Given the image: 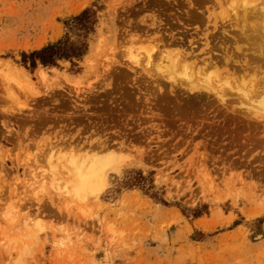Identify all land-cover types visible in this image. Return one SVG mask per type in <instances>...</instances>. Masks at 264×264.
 <instances>
[{
    "label": "rangeland",
    "instance_id": "obj_1",
    "mask_svg": "<svg viewBox=\"0 0 264 264\" xmlns=\"http://www.w3.org/2000/svg\"><path fill=\"white\" fill-rule=\"evenodd\" d=\"M87 7L82 58L24 61ZM260 23L264 0H0V264H264Z\"/></svg>",
    "mask_w": 264,
    "mask_h": 264
},
{
    "label": "trees",
    "instance_id": "obj_2",
    "mask_svg": "<svg viewBox=\"0 0 264 264\" xmlns=\"http://www.w3.org/2000/svg\"><path fill=\"white\" fill-rule=\"evenodd\" d=\"M70 31L77 35L76 40H72L69 36L50 43L40 49L34 50L29 54L23 52L25 62H29L30 66L35 68L38 63L44 66H56L58 60L74 58H82L88 51V36L94 31L96 23L95 11L87 7L80 14L73 16L68 22H65Z\"/></svg>",
    "mask_w": 264,
    "mask_h": 264
},
{
    "label": "bare ground",
    "instance_id": "obj_3",
    "mask_svg": "<svg viewBox=\"0 0 264 264\" xmlns=\"http://www.w3.org/2000/svg\"><path fill=\"white\" fill-rule=\"evenodd\" d=\"M246 11H247V9H246ZM251 10H248V12H250ZM247 13V12H246ZM246 13L244 12V14H243V18H244V16L246 17ZM248 14V13H247ZM244 21V20H243ZM247 24V23H246ZM245 24V25H246ZM264 24V23H263ZM263 24H261L260 23V25H263ZM244 25V24H243ZM248 25V24H247ZM256 25V24H255ZM258 26V25H257ZM244 27V26H243ZM254 27L255 26H253V27H251V28H253L254 29ZM258 27H260V26H258ZM264 27V26H263ZM246 28V27H245ZM243 29V31L245 32V30H244V28H242ZM252 29V30H253ZM263 28H261V30H262ZM255 30V29H254ZM258 31V30H257ZM262 31H264V30H262ZM243 32V33H244ZM252 32V31H251ZM250 32V33H251ZM245 34V33H244ZM252 34V33H251ZM255 34V33H254ZM256 34H258L259 35V33H256ZM261 35H264V34H262L261 33ZM260 35V36H261ZM246 36H247V34H246ZM263 37V36H262ZM261 38V37H260ZM264 41V40H263ZM262 43V42H261ZM248 47V46H247ZM245 50V49H244ZM249 50V49H248ZM252 50V49H251ZM257 50V49H256ZM259 50V49H258ZM257 50V51H258ZM254 52H255V48H254V50H253ZM252 51V52H253ZM256 51V52H257ZM259 53H260V50H259ZM264 53V52H263ZM151 54V53H150ZM148 55V58L150 59L151 58V56L152 55ZM245 54V53H244ZM257 55V54H256ZM262 55H264V54H262ZM258 57V56H257ZM256 57V58H257ZM180 57L179 56H173V57H168V62H169V64H170V66L172 65V66H176V62H177V60L178 61H180V63H181V60L182 59H180ZM259 59V58H258ZM260 59H262V58H260ZM210 60V59H209ZM184 61V60H183ZM205 61V60H204ZM203 61V62H204ZM264 61V60H263ZM249 62H251V61H249ZM252 62H255V61H252ZM206 63V61L204 62V64ZM262 63V62H261ZM207 64H209V62H207ZM206 64V65H207ZM212 64V63H211ZM216 64V63H215ZM214 63H213V66H215L216 67V65H215ZM248 64H250V63H248ZM257 65H259V62H258V64H256V67H257ZM169 66V67H170ZM208 66V65H207ZM248 66V65H247ZM251 66V65H250ZM253 66V65H252ZM209 67V66H208ZM262 67V66H261ZM264 67V66H263ZM199 68V67H198ZM248 68V67H247ZM251 67H249V69H250ZM259 68H260V65H259ZM253 69V68H252ZM255 69V68H254ZM211 72H213V73H211L212 75H216V74H218V69H217V67L215 68V70H212ZM253 73V72H252ZM254 73H256V72H254ZM253 73V74H254ZM199 74V73H198ZM210 74V75H211ZM244 74V73H243ZM249 74H250V72H249ZM253 74L251 75L252 77H253ZM260 74V73H259ZM200 75V74H199ZM203 75V74H202ZM211 75V76H212ZM193 76V75H192ZM211 76H209V78L211 77ZM254 76H256V75H254ZM258 76V75H257ZM262 77L263 78H261L260 77V81H262L261 83H262V85L263 86H259V84H251L250 86H251V88H253V89H256V90H259V94L258 95H260L262 98H261V100L260 101H258V102H256V103H259L258 105L261 107V108H258V109H263L262 111H264V76L262 75ZM195 78V77H194ZM193 77H192V79H194ZM208 78V77H207ZM209 78H208V80H205L206 82H207V84L208 85H210L211 84V82H210V80H209ZM229 78H230V76H225L224 77V79L223 78H221V80H220V82L218 83L219 84V86L221 85L220 83H221V81H222V84H223V82L224 83H229ZM257 78V77H256ZM212 79V78H211ZM237 79V78H236ZM243 79V78H242ZM199 80V79H198ZM253 80V79H252ZM193 81V80H192ZM235 81V80H234ZM245 82L247 81V80H244ZM259 81V80H258ZM257 81V82H258ZM233 82V81H232ZM223 85H225V84H223ZM198 85H196V87H197ZM206 86V85H205ZM227 86H229V85H227ZM233 86H235V85H233ZM245 83L244 84H240V85H238V88L236 87V89L239 91V92H242L241 94H244L246 97H247V94H248V90L247 89H245ZM206 87H208V86H206ZM234 87V88H235ZM195 87H193L192 89H194ZM218 88V87H217ZM252 89V90H253ZM251 90V91H252ZM254 91V90H253ZM249 95V94H248ZM255 107V106H254ZM94 160V159H93ZM91 161V163H90V161H86V163L87 162H89V163H84V161L85 160H83L80 164H79V162L77 163V161L76 162H74L75 164H76V167L81 171L80 172V180H79V184L77 185V188H76V194H78V193H80L81 191H83V189H85L87 186H90L91 184H94V182H101V181H103V179H104V176H105V173L107 172V169L110 167V165H111V163H112V161H111V163H110V161L109 160H107V161H105V160H96V161ZM74 164V165H75Z\"/></svg>",
    "mask_w": 264,
    "mask_h": 264
}]
</instances>
